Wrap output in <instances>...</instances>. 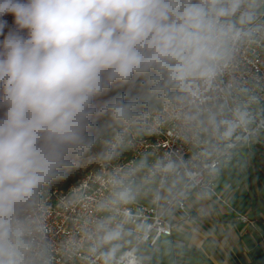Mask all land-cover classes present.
Listing matches in <instances>:
<instances>
[{
  "label": "clouds",
  "instance_id": "9594fccd",
  "mask_svg": "<svg viewBox=\"0 0 264 264\" xmlns=\"http://www.w3.org/2000/svg\"><path fill=\"white\" fill-rule=\"evenodd\" d=\"M261 43L264 0H0V264H52L45 193H67L106 165L80 238L63 252L83 264H148L171 234L163 218L198 183L197 161L264 128L252 89L221 86L241 49ZM150 119L175 122L203 150L114 163L130 136L149 135Z\"/></svg>",
  "mask_w": 264,
  "mask_h": 264
},
{
  "label": "built area",
  "instance_id": "2783aa9c",
  "mask_svg": "<svg viewBox=\"0 0 264 264\" xmlns=\"http://www.w3.org/2000/svg\"><path fill=\"white\" fill-rule=\"evenodd\" d=\"M238 63L234 68L224 73L221 86L232 80L237 81L241 86L252 89L258 97V104L255 106L258 110H264V43L254 45L251 48L241 49L238 54ZM153 114L163 111V105L160 103L156 107L148 109ZM261 119H264V111L260 113ZM259 124V120L257 121ZM254 128L256 125L253 126ZM149 135L130 136L131 144L124 151L119 160L114 163L120 164L131 158L129 153H135L138 157L141 153L147 152L150 159L172 154L174 156H183L187 151L188 159L201 152L203 145L196 146L190 142H185L181 138V129L176 126L175 122L157 124L154 120L148 121ZM264 128L260 129L251 136L247 141L241 140L222 156L211 155L201 158L197 161L198 167L193 169L197 172L198 183L194 185L195 189L210 192L216 195L222 202H226L216 193L217 171L223 165L226 159L234 157L236 151L243 148L258 146L264 152ZM149 136L156 137V143H149ZM176 144L175 152H172V145ZM112 165H106L104 168L94 166L93 171L88 173L84 180L73 184L67 193L61 192L57 188L45 193L47 211L45 214V224L47 227L46 241L51 245L53 261L52 264H83L78 257H68L64 254L63 249L69 239L78 240L80 238V229L84 220L91 214V204L89 198L96 195L100 189V183L96 180L98 175H103ZM87 181V187H84ZM191 188V189H192ZM54 198V199H53ZM145 214L154 217L157 209L148 201L141 202ZM187 200L182 208L178 211L184 216H188ZM239 218L243 223L254 225L253 221L247 215H240ZM168 224L171 228L170 235H161L162 237L172 236L177 229L178 224L168 217L163 218L161 226ZM159 239V240H160ZM158 240V241H159ZM157 241V244H158Z\"/></svg>",
  "mask_w": 264,
  "mask_h": 264
},
{
  "label": "crops",
  "instance_id": "0c3cea01",
  "mask_svg": "<svg viewBox=\"0 0 264 264\" xmlns=\"http://www.w3.org/2000/svg\"><path fill=\"white\" fill-rule=\"evenodd\" d=\"M250 150L262 151L258 146ZM227 161L217 171L216 183V193L226 202L190 189L188 216L175 210L169 219L178 227L158 241L148 264H264V166H256L250 181L244 182L231 165L223 168ZM240 215H247L254 225L243 223Z\"/></svg>",
  "mask_w": 264,
  "mask_h": 264
},
{
  "label": "rangeland",
  "instance_id": "374dc122",
  "mask_svg": "<svg viewBox=\"0 0 264 264\" xmlns=\"http://www.w3.org/2000/svg\"><path fill=\"white\" fill-rule=\"evenodd\" d=\"M263 139H264V135H263ZM243 149H245L242 151L243 154H241V151L237 152L238 154L241 155L236 154L234 157L229 159L230 161L224 163L223 168L225 169L228 167L227 165H231L233 170L234 169L237 170V172L242 175L245 182L248 178H249L248 180L250 181V179L254 175V169L256 166L259 165L264 166V152L263 151H260L258 153L253 152L252 150H250V148L247 147ZM88 166H89L88 163L82 165V167H88ZM221 171L222 170L220 169V172Z\"/></svg>",
  "mask_w": 264,
  "mask_h": 264
},
{
  "label": "trees",
  "instance_id": "16d2710c",
  "mask_svg": "<svg viewBox=\"0 0 264 264\" xmlns=\"http://www.w3.org/2000/svg\"><path fill=\"white\" fill-rule=\"evenodd\" d=\"M160 104V102H151L150 104H149V107H148V109H151V108H153V107H156L157 105H159ZM65 178H67V177H65ZM77 183V182H76ZM75 184V183H74ZM53 188H55V186H53Z\"/></svg>",
  "mask_w": 264,
  "mask_h": 264
}]
</instances>
